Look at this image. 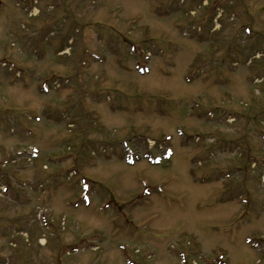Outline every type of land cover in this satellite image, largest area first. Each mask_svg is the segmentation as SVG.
I'll use <instances>...</instances> for the list:
<instances>
[{
	"label": "rangeland",
	"instance_id": "rangeland-1",
	"mask_svg": "<svg viewBox=\"0 0 264 264\" xmlns=\"http://www.w3.org/2000/svg\"><path fill=\"white\" fill-rule=\"evenodd\" d=\"M0 264H264V0H0Z\"/></svg>",
	"mask_w": 264,
	"mask_h": 264
},
{
	"label": "bare ground",
	"instance_id": "bare-ground-1",
	"mask_svg": "<svg viewBox=\"0 0 264 264\" xmlns=\"http://www.w3.org/2000/svg\"><path fill=\"white\" fill-rule=\"evenodd\" d=\"M41 242H42V244H43L44 240H41Z\"/></svg>",
	"mask_w": 264,
	"mask_h": 264
}]
</instances>
